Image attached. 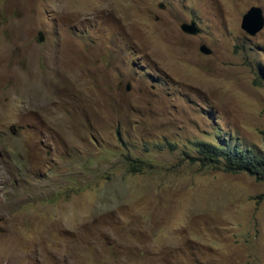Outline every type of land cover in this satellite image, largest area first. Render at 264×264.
Wrapping results in <instances>:
<instances>
[{
  "label": "rangeland",
  "instance_id": "rangeland-1",
  "mask_svg": "<svg viewBox=\"0 0 264 264\" xmlns=\"http://www.w3.org/2000/svg\"><path fill=\"white\" fill-rule=\"evenodd\" d=\"M253 5L0 0V264H264V180L195 145L263 147Z\"/></svg>",
  "mask_w": 264,
  "mask_h": 264
},
{
  "label": "trees",
  "instance_id": "trees-1",
  "mask_svg": "<svg viewBox=\"0 0 264 264\" xmlns=\"http://www.w3.org/2000/svg\"><path fill=\"white\" fill-rule=\"evenodd\" d=\"M261 138V149L243 148L238 142L232 143L231 137L218 140L217 144L196 142V159L204 165L233 173L248 172L256 179L264 180V130Z\"/></svg>",
  "mask_w": 264,
  "mask_h": 264
},
{
  "label": "water",
  "instance_id": "water-1",
  "mask_svg": "<svg viewBox=\"0 0 264 264\" xmlns=\"http://www.w3.org/2000/svg\"><path fill=\"white\" fill-rule=\"evenodd\" d=\"M163 7V6H161ZM241 28L249 35H255L264 26V16L261 7L251 6L242 16ZM181 29L190 34L198 31L197 26L191 21L190 24L183 23ZM39 40H42V35L39 33ZM200 51L209 54L210 50L205 45L200 46ZM129 84L126 85V89H129Z\"/></svg>",
  "mask_w": 264,
  "mask_h": 264
},
{
  "label": "clouds",
  "instance_id": "clouds-1",
  "mask_svg": "<svg viewBox=\"0 0 264 264\" xmlns=\"http://www.w3.org/2000/svg\"><path fill=\"white\" fill-rule=\"evenodd\" d=\"M243 16V15H242ZM241 19H242V17H241ZM240 24H241V22H240ZM241 27V26H240Z\"/></svg>",
  "mask_w": 264,
  "mask_h": 264
}]
</instances>
